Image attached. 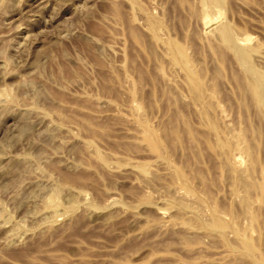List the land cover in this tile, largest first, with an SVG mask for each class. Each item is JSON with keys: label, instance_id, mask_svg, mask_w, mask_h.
Wrapping results in <instances>:
<instances>
[{"label": "rangeland", "instance_id": "obj_1", "mask_svg": "<svg viewBox=\"0 0 264 264\" xmlns=\"http://www.w3.org/2000/svg\"><path fill=\"white\" fill-rule=\"evenodd\" d=\"M260 76L264 0H0V264H264Z\"/></svg>", "mask_w": 264, "mask_h": 264}, {"label": "bare ground", "instance_id": "obj_2", "mask_svg": "<svg viewBox=\"0 0 264 264\" xmlns=\"http://www.w3.org/2000/svg\"><path fill=\"white\" fill-rule=\"evenodd\" d=\"M229 38H231V37H229ZM223 41L226 42L227 45H232V43L228 39V36L225 33H223ZM239 59L240 60H238V61H242L243 63L248 65L247 55L240 53L239 54ZM247 72L254 74L253 68L251 66H249V65L247 66ZM254 81H255V83L251 84L250 89H251V91L253 93V96H254L255 101L257 102V104L264 109V76H260V77H258L257 80H254Z\"/></svg>", "mask_w": 264, "mask_h": 264}]
</instances>
